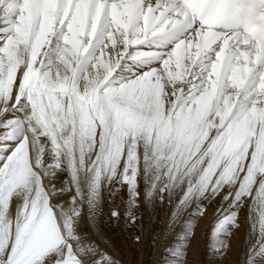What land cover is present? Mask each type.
I'll return each mask as SVG.
<instances>
[{"label": "snow or ice", "instance_id": "6c2138e0", "mask_svg": "<svg viewBox=\"0 0 264 264\" xmlns=\"http://www.w3.org/2000/svg\"><path fill=\"white\" fill-rule=\"evenodd\" d=\"M125 186L126 220L167 201L168 228L223 193L209 249L244 213L243 264L264 258V0H0V264H119L80 221L103 242Z\"/></svg>", "mask_w": 264, "mask_h": 264}, {"label": "bare ground", "instance_id": "6f19581e", "mask_svg": "<svg viewBox=\"0 0 264 264\" xmlns=\"http://www.w3.org/2000/svg\"><path fill=\"white\" fill-rule=\"evenodd\" d=\"M65 176L66 174H58L53 183L57 187L62 186ZM222 196L223 193L213 199L201 201L205 209L203 214L190 217L189 214L196 207L194 201L180 215L174 226L168 228L172 207L167 201L164 203L155 201L148 205L141 199L139 207L135 209L136 221L131 223L123 214L127 200L126 186L111 197L108 195V188H105L101 211L97 218L98 230L103 242L87 223L86 216L81 218L80 231L88 233L89 238L96 240L100 248L119 264H160L162 250L173 242L177 233L182 231L183 222L191 218L194 220V235L188 240L183 264H243L246 259L245 232L248 229L244 213L239 217L240 229L234 230L227 238L229 246L223 250V254H218L208 247L210 229L217 218L216 210L221 205ZM63 198L67 199V195ZM223 206L227 207V202ZM114 208L120 212L119 219L111 216ZM166 232L167 237L164 238ZM136 237H139V240ZM255 264H264V258H257Z\"/></svg>", "mask_w": 264, "mask_h": 264}]
</instances>
